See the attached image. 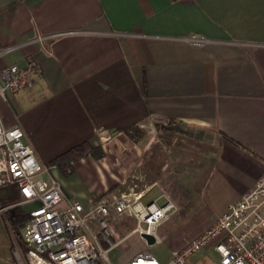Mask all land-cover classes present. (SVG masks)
<instances>
[{
	"label": "crops",
	"instance_id": "crops-1",
	"mask_svg": "<svg viewBox=\"0 0 264 264\" xmlns=\"http://www.w3.org/2000/svg\"><path fill=\"white\" fill-rule=\"evenodd\" d=\"M58 32L67 33L49 36ZM192 32L209 41L192 45ZM9 47L0 69L34 63L33 87L0 96L4 125H20L85 205L172 201L174 223L155 232L169 257L264 174V0H0V50ZM83 142L105 155L72 161L68 173L51 164ZM9 192L17 201L4 205ZM35 205L0 186V264H19L23 249L9 210Z\"/></svg>",
	"mask_w": 264,
	"mask_h": 264
},
{
	"label": "built area",
	"instance_id": "built-area-1",
	"mask_svg": "<svg viewBox=\"0 0 264 264\" xmlns=\"http://www.w3.org/2000/svg\"><path fill=\"white\" fill-rule=\"evenodd\" d=\"M185 40L195 46L209 41L198 32ZM11 49H1L0 54ZM33 66L12 63L0 69V96L6 99L9 91L31 89ZM25 136L20 125L7 127L0 116V186L15 184L23 203L36 202L24 224L23 249L15 252L19 264H113L108 252L122 241L113 224L125 215L137 221L133 233L141 237L152 233L157 242L158 225L175 209L172 201L145 203L139 198L112 195L85 205L67 195L51 166L40 161ZM208 247L218 254L217 264H264V174L205 231L173 251L167 261L142 250L124 264H186Z\"/></svg>",
	"mask_w": 264,
	"mask_h": 264
},
{
	"label": "rangeland",
	"instance_id": "rangeland-1",
	"mask_svg": "<svg viewBox=\"0 0 264 264\" xmlns=\"http://www.w3.org/2000/svg\"><path fill=\"white\" fill-rule=\"evenodd\" d=\"M159 124L163 125L162 123ZM97 147L102 148L100 146ZM176 213L177 210H174L171 213L169 219L167 221H164L160 229H158V233L162 234L164 230H170L171 225L175 221ZM136 226H137V221L134 218L126 215L122 217V219L114 222L113 227L118 237H120L122 241L108 252V256L112 261V263L123 264L124 262H127L130 259H132L134 255H136L139 251L142 250H150L160 260L167 259L171 251L168 244L164 240H162L155 242L152 245H148L146 241L140 236V234L132 233L133 229ZM143 226H145V224H143ZM203 263L217 264L218 254L214 250L211 251L202 250V252H199V254L197 253V255H194V257H192L187 261V264H203Z\"/></svg>",
	"mask_w": 264,
	"mask_h": 264
},
{
	"label": "trees",
	"instance_id": "trees-1",
	"mask_svg": "<svg viewBox=\"0 0 264 264\" xmlns=\"http://www.w3.org/2000/svg\"><path fill=\"white\" fill-rule=\"evenodd\" d=\"M127 134L135 141L139 140L143 136V132L138 126H133L130 129L126 130ZM91 156L93 158H101L104 156V151L102 148L99 147H92L88 142L80 143L65 153L59 155L56 157L51 164L58 165L65 173H68V169L71 167V162L79 160L83 157ZM5 186V185H4ZM19 189V188H18ZM20 192V190H19ZM21 195V194H20ZM3 204L7 205L12 202L17 201V196L14 195L12 192H9L7 196H5L4 199H2ZM12 212L11 214L13 217H17V222L20 226H24L25 222L29 218V214H21V210L19 207L15 206L12 207L9 212ZM22 240V235H21Z\"/></svg>",
	"mask_w": 264,
	"mask_h": 264
},
{
	"label": "water",
	"instance_id": "water-1",
	"mask_svg": "<svg viewBox=\"0 0 264 264\" xmlns=\"http://www.w3.org/2000/svg\"><path fill=\"white\" fill-rule=\"evenodd\" d=\"M143 238L146 240L148 245H152L156 242V237L152 233H143L142 234Z\"/></svg>",
	"mask_w": 264,
	"mask_h": 264
},
{
	"label": "flooded vegetation",
	"instance_id": "flooded-vegetation-1",
	"mask_svg": "<svg viewBox=\"0 0 264 264\" xmlns=\"http://www.w3.org/2000/svg\"><path fill=\"white\" fill-rule=\"evenodd\" d=\"M6 208V206H4V207H1V209H5Z\"/></svg>",
	"mask_w": 264,
	"mask_h": 264
}]
</instances>
